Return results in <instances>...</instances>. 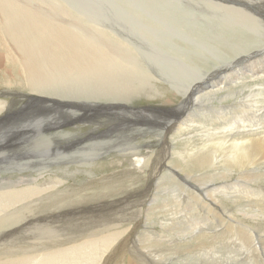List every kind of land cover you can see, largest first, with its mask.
Here are the masks:
<instances>
[{"label":"rangeland","instance_id":"rangeland-1","mask_svg":"<svg viewBox=\"0 0 264 264\" xmlns=\"http://www.w3.org/2000/svg\"><path fill=\"white\" fill-rule=\"evenodd\" d=\"M19 1L24 2L23 0ZM58 1L63 5L65 4V8L69 9L76 15H81L80 6H75L76 3L71 5L72 3L69 1V4L63 0ZM82 1L88 2L97 0ZM74 9L75 11H73ZM82 9L85 10L83 22H86L88 25L92 24L93 27L99 28V24L96 25V21L89 17L92 12L89 13L87 8ZM210 9L219 10L217 7L210 8L209 6L204 5L201 0H168V20H171L175 24L172 28V31L168 29V52L172 54L173 58L179 56L183 60H187L186 62L188 64H198L199 68H205V70H209L207 73L208 76H204L203 78L199 79L201 80V82L199 81L201 84V87H199L200 89L205 86H211V83L217 79L225 78L228 82H225L223 86L226 85L225 87L229 91L236 90L237 93L227 96V94H224L227 89H224L223 93L217 95L210 101V103L208 102V105H204V108L195 107L194 109H186L187 106H184V108H182L181 117L183 119L187 118L188 124L194 125V127H184L182 131H174L175 126L178 123L177 121L179 120H175L171 117V119H169L170 122L167 123L169 125L166 126H168V129L171 130H168V140H171V143L174 145V147H170L168 144V151L164 146H162V136H164L165 133V129H162L164 126L163 122L158 123L159 125L156 127H144L146 130L140 129L139 132L134 133L131 137H129V139L126 141L127 143L125 142L123 145H126L125 147L131 149L132 152L137 154L134 157L137 159L139 167L138 175L135 177L138 188L141 190L143 184L147 183V179L151 178V172L155 174L153 175V183L150 186L151 190H149L148 194L144 197L138 196L139 190L136 192L129 190L131 192L128 191L126 194L121 193L122 196H124V199L117 200L116 203L110 204L107 199H104L103 194H100L107 190L109 185L118 184L120 189L124 190L128 183H132L134 181V177L131 175L126 174L122 177H118L113 174L114 171L121 170L123 167L121 162L124 160V158V161L130 162L128 160L130 159V156H125L122 147L120 148L119 146H115L117 148L116 150L112 149L110 153L104 151L100 154L101 156L96 154V157L94 156V151L90 149L91 146L86 145L87 143H83L80 146H77V148L66 150V152L64 151V154L61 151H55V146H53L51 142L50 146H48L49 143L47 141H42L40 139H32L28 142V146L27 143L21 142L12 145L13 141L17 142L20 140L19 136L16 135L14 137L12 134L14 129H17L15 132L26 130L28 127L26 128L24 125L30 122L28 120L35 118L37 115L39 116L37 113H42L49 116V108L47 106L44 107V101H42L45 100L42 99L46 98L45 95L33 93L32 95H39L41 98L39 99L32 96L35 98L33 101L27 100L29 103L26 105L24 110L18 113L20 115L16 120L11 119L9 120L10 122L7 121V123L3 121L0 122V132H3L2 134L0 133V143H4V145H6L7 142L11 141L10 144L6 146V148H2L4 152H6V157L0 158V160L6 158V161L0 162V200L4 199L9 201L8 203L5 201L3 207H0V213L4 214L6 212L4 208L10 206L13 202H20L16 204L17 207H20L25 202L38 199L43 195H53V193H57L56 191L61 187V189H63L62 191L48 198V202L55 198L60 199V202L53 201L52 204H45L47 209L57 210V212H60L59 217L63 218V221H65L64 225L56 229L55 236L59 239H67V237H79L77 234L83 231L93 233V235L90 237L77 239L70 244L62 246L56 245L52 246L50 249L48 248L44 249L43 251H37L35 249L38 248L39 244H42V242L44 243V246L48 245L49 243L57 244L56 242L51 243L55 237L51 239L53 232L47 230V228L52 227V223H47V221H39L37 216L31 219V222H35L36 224H27L28 222L25 221L27 220V217H24V219L15 215L12 218L7 217L1 222V228L14 227L18 222L22 223L20 224L21 226L16 228L18 230L14 229L12 231L6 232V242H2L6 248V254L4 256H0V264H14L15 261L22 264H34V257H37L38 261L43 259L44 264H61V262L62 264H78L79 261V264H85L88 261L90 264H126L129 261H132L131 263L134 264H142L141 261L146 260L151 256V254L156 256L154 253L156 251L157 255L162 256V259L158 257L161 259V264H264V160H262V164L257 162L253 165L246 166H234L232 164L222 165L223 157L219 156L220 159L218 158V160H215L216 157L214 156V152H212L214 149L205 148L203 145V139L207 137V133L203 130V120L206 119V122L209 120H212L214 123L216 122L220 129L214 130L213 132L223 131V122L219 117V113L216 111L217 108L225 109L226 112H229L231 108L236 105H241L243 107L245 102H247L249 99L246 97L247 94H252L251 92L253 91L260 92V94L257 96V98L260 99L258 104L263 103L264 105V71H259L258 74L248 71L249 74H247L243 80L241 77H239L242 82L237 81L236 83L231 84L233 86L232 88H228L232 74L251 69L252 66L259 64L264 65V45L258 47L256 45L259 44L254 42L259 40L260 37L264 36V28L251 27L248 21L244 23H233L230 20L223 18L221 15L225 13L222 14V11L220 10H216V15L209 16L208 10ZM92 15L94 14L92 13ZM245 24L248 25V27H246ZM223 25L228 27L225 28ZM224 28L226 30H224ZM201 32H203V35L205 34V36L200 38ZM1 34L2 37H4V34ZM224 35L225 37L223 38L222 36ZM213 36L216 37L214 40H218L214 46L215 50L222 56L228 54V57L224 56V60L217 62L216 64H211V62H213L211 59H214L213 52L208 53L209 50L201 49L203 51V54L201 55L203 59L195 52L196 49L200 48L201 45H209L211 43V39L214 38ZM225 38H230V42H228V40ZM118 39L120 38L118 37ZM236 42L239 44H244L242 48H245L244 50L247 51L240 54L235 52L233 47L234 44L231 43ZM247 44H250V47H246ZM6 45L10 49L9 46L11 44L6 43ZM130 47L133 48V46ZM254 47L258 48L260 51L253 53L254 51L258 50ZM174 50L177 51V53ZM176 59L179 58L176 57ZM168 63V65L171 66L168 67V80H165L161 76L157 75V73H155L153 70L152 72L154 79L151 82V88L148 89L147 92H144L143 90L140 91V89L137 91L135 96L132 98H136L134 100L135 102L132 105L129 104L130 107H132V110H134L133 106L140 108V105H145L147 107L150 105L158 107L163 106L164 104L168 105L169 99L174 103L178 102L179 94L175 93L176 89L174 88V84H176V80L181 79V75L174 78L173 73H176L178 70V65L169 61ZM140 64L144 66V68L146 67V70H151V68H148L146 63L144 64L147 66L143 63ZM0 67V87L6 88V80H8L9 85V83L14 81V79L10 74L7 73L6 66L4 64L0 63ZM149 67L151 66L149 65ZM211 70L214 71L212 72ZM255 77H259V79H253ZM246 78L249 80L246 81ZM245 84L247 86H245ZM239 85H244L245 87H243L246 88V90H243L242 93L238 92L237 88H239ZM10 86L12 87V85H9L8 88H11ZM92 86L98 90L95 85ZM155 86H157V88ZM15 87L18 88L19 85ZM195 87L196 86H194L192 90L188 91V95H193L196 93ZM106 94H108L107 96H109V98L112 95L111 92ZM174 96L177 97L174 98ZM0 98L2 99L1 102L5 101L4 108L0 106V114L7 113L11 100L10 98H6L4 96H0ZM15 98H19L18 100H23L24 97H20L19 95L15 96ZM49 98H53V96ZM9 101L10 103L8 104ZM20 104H22V102H20ZM229 105L231 106L230 108L227 107ZM158 107L157 109H159ZM12 108L17 111L16 105H14ZM12 108L11 110L14 111ZM94 111L96 110H92V108H83L76 110V114H78V116H83L85 113H92ZM240 111L241 109L233 110V113L246 115ZM262 112L264 117V109ZM139 113L140 112H136L133 114V111L129 113V121H135L138 118V115L136 114ZM107 118L108 117L105 119ZM195 119L199 120V123L195 121H189ZM70 120H72V117ZM82 121L83 120H75L72 122L73 124H68L65 126V128L73 131L74 134L79 135L92 129V125H90L85 120L83 122ZM152 122L153 125L156 124L154 120H152ZM2 123H4V125ZM35 126L36 125H32L31 127ZM257 127L259 126L254 128ZM127 128L128 127H125L123 130H121V132L124 131V133L128 134L133 130V128ZM150 132H152L154 135ZM113 140L122 141L123 139H116V137H112L110 139L112 144L114 142ZM239 142H242V140H239ZM163 144L165 145L164 142ZM132 147H135V149ZM150 149H155L152 155H149ZM204 149L212 150L210 155L213 157V159L201 164V160L204 156L203 153H205L203 152ZM58 150H60V148ZM181 150H183L184 154L189 153L192 156L194 154L198 159H195V162L191 156V160H188L189 162L187 164H182L181 156L178 154V152ZM241 150L242 149L239 147L238 149L236 148L234 152L242 154ZM169 152L170 154L173 153L174 159L171 162H168L170 159V157L168 158ZM201 154L202 156L200 157ZM77 156L83 160L77 162ZM160 160H162L163 164L165 163L166 165L161 166L160 162H157ZM230 162L231 159L228 163ZM249 163H251V160ZM79 164H85V166L77 167ZM114 165L117 166L115 167ZM169 169L174 170L176 174V176H173L174 178L171 177L174 173H172V171ZM226 169L229 170L227 171ZM251 170L255 171L252 172ZM140 172L143 175H141ZM95 176L96 178L107 177V179H110L109 184L99 185L100 189L102 188L101 190L104 189L103 191H99V186L96 185L91 186L89 189H85V192L83 191L80 193L81 189H79V191L77 190V188L80 187L73 185V183L82 185L85 181L86 184L90 183L87 180L89 178H95ZM246 176H248L247 180ZM221 177H224V179ZM231 183L232 185L230 186ZM26 188L31 189L33 192L21 193L16 191ZM70 188L74 190L71 192L73 194L71 196L74 199L72 198V200H70L71 196H67L66 199L70 200L69 203H71L72 206L69 203L65 204L62 202V198L65 197L67 190ZM201 188H206L205 191L207 190L208 193L207 191H201ZM249 188H252L253 190ZM50 191L53 193H49ZM209 193L211 194V197ZM130 194H137V196H132ZM191 194L193 196H191ZM17 196L20 198L15 199ZM109 197H112V199L116 198L115 196L113 197L110 195ZM212 197L215 198L218 205L213 204ZM44 201H42L41 204H34L32 210L26 214L32 215L37 211H45L46 208H44L43 205ZM73 201L75 202L73 203ZM112 201L114 202V200ZM12 206L15 207L14 205ZM121 218L123 222H116L118 225L113 224L114 221ZM126 218L127 220H124ZM109 225H114L115 227H107ZM48 235L49 237H47ZM130 235L133 237L131 238ZM127 237H130L131 240L129 239V242L122 246L121 251L123 252L121 254H116L117 252L115 255L112 254V251L121 242V240ZM57 249H59L61 252H59ZM48 255L50 256L45 261L44 257ZM121 256L122 258H120ZM31 258H33V260L27 262L26 259ZM8 260H10L11 263ZM71 261H73V263Z\"/></svg>","mask_w":264,"mask_h":264},{"label":"bare ground","instance_id":"bare-ground-1","mask_svg":"<svg viewBox=\"0 0 264 264\" xmlns=\"http://www.w3.org/2000/svg\"><path fill=\"white\" fill-rule=\"evenodd\" d=\"M23 1L24 2L19 1V0H0V63L6 66L7 73L10 74L12 78L14 79V81L10 82L11 84L9 83V85H12V87L14 85L13 88L11 86H10L11 88H8L9 86L8 80H6V85H5L6 88L0 87V96L10 98L11 100V103L10 101L8 102V104L10 103L9 104L10 106H9L7 113L0 114L2 115L0 116V122L3 121L7 123V121L11 119L16 120L20 115L18 113L24 110L26 105L29 103L27 100L33 101L35 98H39V99L41 98L39 97V95L38 96L32 95L33 93L45 95L46 98H42V99H45L42 101H44L43 106L44 107L47 106L49 108V116L42 114V113H37L39 114V116L37 115L35 118L28 120L30 122L24 125L26 128L28 127L26 130L15 132V130L17 129H14L12 134L14 135V137L16 135L19 136L20 140L17 142L13 141L12 145L18 144L19 142H21V143H27V146H28V142L31 141L32 139H40L42 141H47L49 143L48 146H50V142H51L53 146H55L54 148L55 151H58V152L61 151L64 154V151L66 152V150H69V149L71 150V148L74 149L83 143H87L86 145L91 146L90 149L94 151V156L96 157L97 155H100L104 151L110 153L112 149L116 150L117 148L115 146H119L120 148L122 147L125 156H130V159H128L130 162L124 161L125 160L124 158V160L121 162V165L123 166L121 170H118V171L116 170L113 172V174L118 177H122L126 174L134 177V181L132 183H128L127 187L124 190L120 189L118 184L109 185V187L105 191H103L104 189L101 190L102 188L100 189L99 185L109 184L110 179H107V177L106 178L105 177L96 178L95 176V178H89L88 180L86 179L90 183L86 184L85 183L86 181H85L82 185L76 184V183H73V185H76V187H80V188H77L78 191L79 189H81L80 193H82L87 188L89 189L91 186H96V185L99 186L98 190L103 191L100 194H103L104 199H107L110 204L116 203L117 200L124 199V196H122L121 193L126 194L129 190H132V192L133 191L136 192L139 190L138 196L144 197L145 195L148 194L149 190H151L150 186L153 183V178H154L153 175L155 174L151 172L150 174L151 178L147 179V183L143 184V187L140 190L138 188V185H136L137 180L135 179V177H137L138 172H139L137 159L134 157L137 154L135 152H132L131 149L125 147L126 145H123V144L134 133L139 132L140 129L146 130L144 127H156L157 125H159L158 123L163 122L164 128L162 127V129H165V133H164V136H162V146H164L168 151V144L170 147H174V145L171 143V140H168V130L170 129H168V126L166 125H169L167 124L170 122L169 119H171L172 117L175 120H179L177 121L178 123L176 124L175 129L173 128L174 131H177V132L182 131L184 127H187V128L194 127V125L188 124L187 118L183 119L181 117L182 108H184V106H187L186 109H190V108L194 109L195 107L196 108L203 107L208 102L210 103V101L214 99L217 95H220L221 93H223L224 89L225 90L227 89L225 87L226 85L223 86V84L225 82L227 83L228 81L225 78H220V79L213 81L211 83V86L209 87L205 86L200 89L199 87H201V84L199 83V81L201 82V80L199 79L203 78L204 76H208L207 73L209 72V70H205V68L203 69L199 68L198 64H195V65H192V63L188 64L186 62L187 60L185 61V59L183 60L179 56H176L179 59H176V57L173 58L172 54L168 52V29L172 31V28L175 25L171 20L170 21L168 20V0H97V1H88V2L87 1L84 2L82 0H63L67 2L68 4L69 2H71L72 3L71 5H74L73 3H76L75 6L77 5L80 6V11H81L80 16L76 15L69 9L65 8V4L63 5L62 3H59L58 0H29V1L23 0ZM201 2L204 5L209 6L210 8L211 7L219 8V10L222 11V14L225 13L221 16L223 18L230 20L233 23L234 22L244 23L248 21L251 27H255V28L263 27L264 28V0H201ZM82 8H87L89 13L92 12L94 14L92 15L91 13L89 17L93 18L96 21L95 22L96 25L99 24V28L93 27L92 24L88 25L86 24V22H83L84 21L83 16H84L85 10H83ZM216 10L215 9L208 10L209 16L216 15L217 14ZM73 11H75V9ZM210 25H213V24H210ZM245 26L248 27V25L246 24ZM225 28L224 30H226ZM1 33L4 34V37H2ZM117 36L120 39H118ZM203 36H205V34L203 35V32H201L200 38ZM213 37L214 38L211 39V43L209 45L207 44L201 45L203 47L200 46V48H197L195 52L200 57L203 54L202 50H205V49L209 50L208 53L213 52L214 59H211L213 61L211 62V64H216L217 62L224 60L223 58L224 56L228 57V54L222 56L215 50L214 46L218 42V40H214L216 37L215 36ZM222 37L224 38L225 35ZM226 40L230 42V38ZM254 42L259 44V45H256L258 47L264 45V36L260 37L259 40L254 41ZM6 43L11 44L9 46L10 49L8 48ZM231 44H234L233 47L235 49V52H238L239 54L247 51V50H244L245 48H242L244 44H239L237 42L231 43ZM130 46H133V48ZM246 47H250V44H247ZM259 51L260 50L258 49L254 51L253 53H257ZM175 52L177 53V51ZM201 58L203 59V57ZM168 61L176 63L178 65V70H177L178 73L177 71L176 73L175 72L173 73L174 78L176 76L181 75V79L176 80V84H174L175 85L174 88L176 89L175 93L179 94L178 102L174 103L172 100L169 99L168 105L164 104L163 106H159V107L151 106V105L147 107L145 105L139 104L140 108L133 106L134 110H132V107H130V105H132L135 102L134 100L136 98L135 99H132V98L135 96L137 91L140 89V91L143 90L144 92H147L148 89L151 88L152 86L151 82L154 79L153 78L154 75L152 72L153 70L155 71V73H157V75L161 76L165 80H168V74H169L168 67H171L170 65H168L169 64ZM140 63H143V64L146 63L148 65V68L149 69L151 68V70H146L145 69L146 67L144 68V66H142ZM257 64H258V61H257ZM149 65L151 67H149ZM248 71L258 74L259 71H264V65L259 64L256 66H252L251 69H247L245 71L232 74L228 88L229 87L232 88L233 86L231 84H234L237 81L242 82L243 78L246 77L247 74H249ZM239 77H241L242 80H240ZM253 79H259V77H255ZM248 80L246 78V81ZM17 85H19L18 88L15 87ZM92 85H95L98 88V90L95 89ZM194 86H196L195 87L196 93L193 95L192 94L188 95L189 94L188 91L192 90ZM243 86L239 85V88H237L238 92L242 93L243 90H246V88L244 87L247 85L245 84V86L244 87ZM155 87L157 88V86ZM210 87H213V88H210ZM110 92L112 95L109 98V96H107L108 94L106 93H110ZM236 93H237L236 90L229 91L228 89L227 91L224 92V94H227V96L228 95L231 96ZM251 93L252 94L250 93L247 94L246 97H248L249 99L247 100V102H245L243 107L241 105L239 106L236 105L232 107L229 112H226L225 109L217 108L216 111L219 113V117L221 121L223 122V126H224L223 131L213 132L214 130L220 129V127L217 126L216 122L214 123L212 120H209L208 122H206L207 121L206 119L203 120V130L207 133V137L203 139V145L205 148H211L214 150L213 151L211 149L203 150V152L205 153H203L204 156H203V159L201 160V164L206 163L210 161L211 159H213V157L210 155L211 151L214 152V156L216 157L215 160H218V158L220 159V157H223L222 165L232 164L234 166H246V165H253L257 162L261 163L262 160H264V117H263V112H262V110L264 109V105L263 103L258 104L260 102V99L257 98V96L260 94L259 91L258 92L253 91ZM19 95L20 97L22 96L26 99L23 98V100H18L19 98L18 99L15 98V96H19ZM32 96H34L35 98ZM51 96H53V98H49ZM176 97L177 96H174V98ZM1 101L2 99L0 98V106L4 108L5 101L4 102H1ZM20 102H22V104H20ZM14 105H16L17 111H15L12 108ZM157 107L159 109H157ZM227 107L230 108L231 106L229 105ZM11 108L14 111H12ZM83 108H92V110H96V111L92 113H87V114L85 113L83 116L82 115L78 116V114H76V110L83 109ZM237 109H241L240 112L245 113L246 115L234 114L233 110H237ZM132 111H133V114L136 112H140L139 114H136L138 115V118L135 121H132V120L129 121L130 119H129L128 114L131 113ZM71 117H72V120H70ZM106 117L108 118L105 119ZM75 120H83V121L85 120L93 127L92 129H90L87 132L82 133L81 135L74 134L73 131L66 129L65 126L68 124H73L72 122H74ZM152 120L155 121L156 123L155 125H153ZM189 121H193V122L195 121L199 123V120H196V119L189 120ZM2 124L4 125V123ZM32 125L33 126L36 125V126L31 127ZM256 126H259V127L254 128ZM125 127L133 128V130L129 132L128 134L124 133V131L121 132V130H123ZM0 133L2 134L3 132H0ZM4 135L7 136L6 134ZM112 137H116V139H123V140L122 141L113 140L114 142L112 144L110 142V139ZM239 140H242V142H239ZM10 142L11 141L7 142L6 145H4V143H0V158L6 157V152H4L2 148H6V146H8ZM163 142L165 143V145L163 144ZM239 147L242 149L241 150L242 154H238L234 152L235 149L236 148L238 149ZM59 148L60 150H58ZM132 148L135 149V147H132ZM154 150L150 149L149 155H152L154 153ZM178 154L181 156L182 164L183 163L187 164L189 162L188 160H191L192 155L189 153L184 154L183 150L179 151ZM201 156L202 154L200 155V157ZM169 157L170 159L168 160V162H171L174 159L173 153L170 154L169 152L168 158ZM76 159H77V162L83 160L79 157ZM192 159L195 160L198 158L193 154ZM230 159H231V162L228 163ZM162 160L157 161V162H160L161 166L166 165L165 163L163 164ZM250 160H251V163H249ZM2 161H6V158L0 160V162ZM83 166H85V164H79V166L77 167H83ZM258 169H259V166H258ZM169 170H171L172 173H174L172 176L170 175L171 177L176 176L174 170L172 169H169ZM141 175L143 174L141 173ZM247 177L248 176H246V180H247ZM221 178L224 179V177H221ZM231 185L232 183L230 184V186ZM201 189H202L201 191H205L206 188H201ZM249 189H252V188H249ZM62 190L63 189H61L60 187L56 192L59 193ZM16 191L21 192V193L22 192H33L29 188L16 190ZM72 191L74 190H72L71 188L67 190L65 197L62 198V202L67 204L70 202V200H72L73 198L71 196L73 195L71 193ZM49 193H53V192L50 191ZM57 193H53V195H56ZM53 195H49V196L43 195L42 197L38 199H33L32 201L25 202L20 207L16 206V204L20 202H16V203L13 202L8 207H6L7 205L4 206L6 207L4 208L6 212L4 214L0 213V224L7 217L12 218L14 215L18 217H22L23 219L24 217H27L26 218L27 220H25L28 222L27 224H36L35 222L34 223L31 222V219H33V217L35 216L38 217L39 221H47V223L51 222L52 227L47 228V230L50 232H53L51 239L55 237V239H53L51 243L56 242L57 244L49 243L48 245L44 246V243L42 242V244H39V247L35 249L37 251L38 250L43 251L44 249H48V248L50 249L52 248V246H56V245L62 246V245L70 244L77 239H83L85 237L92 236L93 233L86 232V231L78 233L77 236L79 237H76V238H74L75 236H73L71 238L67 237V239H59L58 237L55 236L56 229L64 225L65 221H63V218L59 217L60 212H57V210L47 209L45 207L46 206L45 204L47 203L52 204L53 201L60 202V199L58 198L52 199L51 201L48 202V198H50ZM109 195L113 197L115 196L116 198L112 199V197L110 198ZM130 195L137 196V194H130ZM67 196H71V199L67 200L66 199ZM191 196L193 195L191 194ZM210 197H211V194H210ZM19 198H20L19 196H17V198L15 197V199H19ZM112 200H114V202ZM212 200H213V204L218 205L215 198L212 197ZM5 201L6 200L4 199L0 200V207H3ZM42 201H44L43 205L47 211L46 210L45 211L42 210V212L37 211L34 214L31 213L32 215L26 214L30 210H32L34 204L36 203L41 204ZM8 202L9 201H6V203ZM74 202L75 201H73V203ZM12 205H14L15 207H13ZM124 220H127V218ZM116 222L117 223L123 222V220L122 218L118 219L114 221L113 224L118 225ZM21 223L22 222H18L17 225L14 227H2V228L0 227V256H4L6 254V248L4 247V244L2 243L3 241L6 242L5 240L6 232L12 231L16 229L17 227L21 226L20 225ZM23 225H26V224H23ZM114 225H109L107 227L114 228L115 227ZM49 235L47 237H49ZM130 237L132 238L133 236L130 235ZM130 237H127L121 240V242L112 251V254L115 255L116 252H117L116 254H121L123 252L121 251L122 246L129 242ZM32 239H35V238H32ZM57 250L59 251V249ZM124 252H125V249H124ZM154 253L156 254V256L151 254L150 257H148L144 261H141V263L142 264H161L162 256L157 255V251ZM49 256L50 255L45 256L44 260L46 261ZM122 256L120 258H122ZM158 257H160L161 259ZM26 260L28 262V261L33 260V258L26 259ZM36 260H37V257H34V260H33L34 264L35 263L44 264L43 259H41V261H38V260L36 261ZM8 261L10 262V260ZM71 262L73 263V261ZM131 262L132 261H129L126 264H134ZM86 263H89V261ZM14 264H22V263H18L17 261H15Z\"/></svg>","mask_w":264,"mask_h":264}]
</instances>
